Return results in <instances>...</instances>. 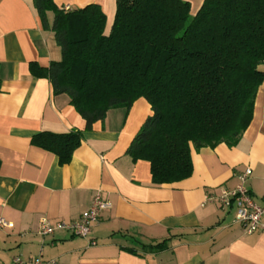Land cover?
I'll use <instances>...</instances> for the list:
<instances>
[{"label":"crops","instance_id":"obj_1","mask_svg":"<svg viewBox=\"0 0 264 264\" xmlns=\"http://www.w3.org/2000/svg\"><path fill=\"white\" fill-rule=\"evenodd\" d=\"M184 1L193 16L204 0ZM54 2L70 9L99 5L109 33L116 0ZM60 60L54 34L43 29L32 0H0V216L13 224L0 228V264H15L16 257L23 264L36 258L57 264H264V229L246 234L234 205L221 209L216 199L206 200L235 189L251 169L245 186L264 205V83L236 146L192 149L189 178L154 184L150 164L126 153L149 104L141 98L128 111L111 109L86 131L69 97L54 95L50 81L32 73L34 65L47 68ZM72 129L83 137L65 165L31 143L37 133ZM97 192L110 208L88 238L64 230L39 235L42 219L74 221ZM162 241L165 247L149 250Z\"/></svg>","mask_w":264,"mask_h":264},{"label":"trees","instance_id":"obj_2","mask_svg":"<svg viewBox=\"0 0 264 264\" xmlns=\"http://www.w3.org/2000/svg\"><path fill=\"white\" fill-rule=\"evenodd\" d=\"M32 7L61 50L60 61L32 73L69 97L86 131L111 109L149 104L126 153L150 164L154 184L189 178L192 149L234 147L250 125L264 83V0H204L193 16L184 0H116L107 34L97 4ZM82 137L78 129L40 132L31 143L65 165Z\"/></svg>","mask_w":264,"mask_h":264},{"label":"built area","instance_id":"obj_3","mask_svg":"<svg viewBox=\"0 0 264 264\" xmlns=\"http://www.w3.org/2000/svg\"><path fill=\"white\" fill-rule=\"evenodd\" d=\"M65 9H69L66 7ZM251 175V169H246L239 176V184L233 190L221 189L220 194L216 197L207 196L208 202L216 199L221 209H226L232 205L235 206V221L238 223L243 232L252 234L264 229V205L258 204L245 183ZM110 203L105 200L100 192L95 193L89 208L83 212L80 217L74 221H56L50 223L47 219H42L39 226V235L44 237L52 234L55 230H64L74 236L88 238L92 233L93 224L98 222L99 216L103 210L109 209ZM13 224L6 221L0 216V228H12ZM96 241L90 239V245H95ZM15 264H23L20 258H14ZM31 264H57L56 259L42 261L38 258L31 260Z\"/></svg>","mask_w":264,"mask_h":264}]
</instances>
